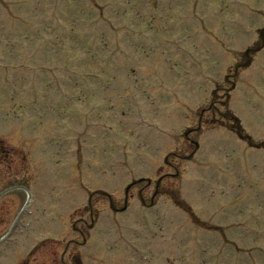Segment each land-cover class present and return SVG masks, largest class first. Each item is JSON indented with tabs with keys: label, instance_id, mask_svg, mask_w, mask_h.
<instances>
[{
	"label": "rangeland",
	"instance_id": "rangeland-1",
	"mask_svg": "<svg viewBox=\"0 0 264 264\" xmlns=\"http://www.w3.org/2000/svg\"><path fill=\"white\" fill-rule=\"evenodd\" d=\"M263 24L264 0H0V264H264V148L218 121L264 143V49L234 69Z\"/></svg>",
	"mask_w": 264,
	"mask_h": 264
}]
</instances>
